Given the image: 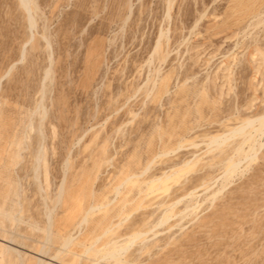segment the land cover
Returning <instances> with one entry per match:
<instances>
[{
    "label": "rangeland",
    "instance_id": "rangeland-1",
    "mask_svg": "<svg viewBox=\"0 0 264 264\" xmlns=\"http://www.w3.org/2000/svg\"><path fill=\"white\" fill-rule=\"evenodd\" d=\"M263 115L264 0H0V264H264Z\"/></svg>",
    "mask_w": 264,
    "mask_h": 264
},
{
    "label": "bare ground",
    "instance_id": "bare-ground-1",
    "mask_svg": "<svg viewBox=\"0 0 264 264\" xmlns=\"http://www.w3.org/2000/svg\"><path fill=\"white\" fill-rule=\"evenodd\" d=\"M28 2H29V0H21V3H22V5L28 10ZM255 123H258V125H259V127H258V129H256V131H255V135L257 136V137H260V138H262V137H264V115L263 116H261L260 118H257V119H255V120H249V121H247V123L245 124V126H242V127H239V128H237L236 130H234L233 132H230L229 134H224V136H223V138L222 139H226V138H228V137H234V136H236L237 134H239V133H241L242 131H244L247 127H250V126H253ZM254 135V134H253ZM252 138V137H251ZM222 139H219V140H217L215 143H217V144H220L221 142H222ZM256 153L257 152V150H255V148H251L250 149V155H248V156H246V159H253L254 158V155H252V153ZM257 156V155H256ZM249 161V160H248ZM254 161V160H253ZM253 161H251V162H253ZM240 165V164H239ZM233 172H235L234 170H228L227 171V173L228 174H231V173H233ZM228 179H229V176H227L226 178H225V181L227 182L228 181ZM224 188V187H223ZM65 247H67L66 245H64ZM4 249H2V246H0V263H1V261H2V259H3V256H4ZM114 255H116L115 253H113Z\"/></svg>",
    "mask_w": 264,
    "mask_h": 264
}]
</instances>
